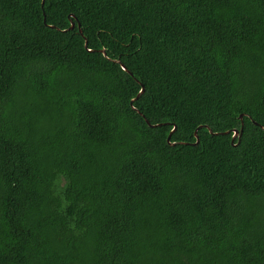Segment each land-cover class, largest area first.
Here are the masks:
<instances>
[{
	"label": "trees",
	"instance_id": "obj_1",
	"mask_svg": "<svg viewBox=\"0 0 264 264\" xmlns=\"http://www.w3.org/2000/svg\"><path fill=\"white\" fill-rule=\"evenodd\" d=\"M0 264H264V0H0Z\"/></svg>",
	"mask_w": 264,
	"mask_h": 264
},
{
	"label": "water",
	"instance_id": "obj_2",
	"mask_svg": "<svg viewBox=\"0 0 264 264\" xmlns=\"http://www.w3.org/2000/svg\"><path fill=\"white\" fill-rule=\"evenodd\" d=\"M44 3H45V0H42V5H44ZM44 21H45V23H47L45 14H44ZM78 23H79L80 32L83 33L82 28H81V23L80 22H78ZM74 26H75V22L72 21L70 28H73ZM85 46H88V38H86ZM102 51L104 52L105 55H107V52H106L105 48H103ZM115 61L121 63V61L119 59H115ZM122 66H123L124 69H127V67L123 63H122ZM175 128L173 130H175ZM210 130L212 131V129H210ZM233 131H234V133H233L232 137H233V140H234L238 136L239 132L242 133L243 129L239 130L238 128H235V129H233ZM228 132H230V131H227V133ZM195 135H196V138H197V141L195 143L197 144L199 142L198 130H196ZM168 140H170V135L168 136Z\"/></svg>",
	"mask_w": 264,
	"mask_h": 264
},
{
	"label": "rangeland",
	"instance_id": "obj_3",
	"mask_svg": "<svg viewBox=\"0 0 264 264\" xmlns=\"http://www.w3.org/2000/svg\"><path fill=\"white\" fill-rule=\"evenodd\" d=\"M35 119L38 120V119H40V118H34V120H35ZM39 136L42 137V134H41V124L39 125Z\"/></svg>",
	"mask_w": 264,
	"mask_h": 264
}]
</instances>
